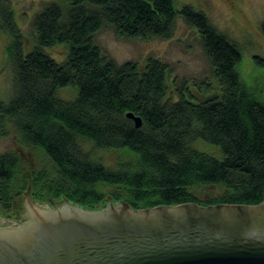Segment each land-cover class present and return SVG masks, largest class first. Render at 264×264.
<instances>
[{"label": "trees", "instance_id": "trees-1", "mask_svg": "<svg viewBox=\"0 0 264 264\" xmlns=\"http://www.w3.org/2000/svg\"><path fill=\"white\" fill-rule=\"evenodd\" d=\"M7 0H0V33L10 37L6 62L11 96L0 101V135L13 128L18 148L0 153V206L17 217L22 196L95 210L126 201L134 209L195 202L257 204L264 199V102L239 76V45L193 6L174 0H59L33 19L34 44ZM182 17L197 28L221 93L203 100L169 96L170 67L158 57L143 66L118 63L94 40L104 25L117 36L171 37ZM264 26V24H263ZM62 44L61 61L45 48ZM257 62L264 59L255 57ZM75 85L67 100L58 88ZM127 112L140 116L137 127ZM218 144L216 158L197 150L196 139ZM133 151L105 165L99 150ZM35 150L47 162L36 166ZM10 213V214H7Z\"/></svg>", "mask_w": 264, "mask_h": 264}, {"label": "water", "instance_id": "water-1", "mask_svg": "<svg viewBox=\"0 0 264 264\" xmlns=\"http://www.w3.org/2000/svg\"><path fill=\"white\" fill-rule=\"evenodd\" d=\"M23 200L18 217L0 212V264H264V199L95 210Z\"/></svg>", "mask_w": 264, "mask_h": 264}, {"label": "rangeland", "instance_id": "rangeland-1", "mask_svg": "<svg viewBox=\"0 0 264 264\" xmlns=\"http://www.w3.org/2000/svg\"><path fill=\"white\" fill-rule=\"evenodd\" d=\"M7 1L14 11L16 24L26 38L24 52L27 53L34 44L33 19L36 13L43 10L47 4L59 0ZM186 4L203 11L211 24L239 45V76L264 102V62L256 63L255 59L256 56L264 59V0H174L177 9ZM198 35L197 28L187 26L180 16L175 21L171 37L168 38L128 39L117 36L111 25H104L94 34V40L106 55L118 63L133 60L141 67L148 57L162 59L170 67V98L176 100L179 93H183L188 100L197 101L221 93ZM9 39L8 35L0 33V101L4 103L10 99L12 85V69L5 56ZM45 50L55 61H61L66 52L62 44L47 47ZM57 94L63 99H73L77 94V87H60ZM18 139L19 136L13 128L9 129L6 135H0V153L18 148ZM192 145L216 158L223 157L221 146L218 144L198 138ZM97 154L105 165H114L118 158L128 160L136 156L133 151L123 149L99 150ZM44 162H47L46 158L40 151L35 150V165L39 166ZM25 207L23 203V208ZM0 212L5 213L1 206Z\"/></svg>", "mask_w": 264, "mask_h": 264}, {"label": "flooded vegetation", "instance_id": "flooded-vegetation-1", "mask_svg": "<svg viewBox=\"0 0 264 264\" xmlns=\"http://www.w3.org/2000/svg\"><path fill=\"white\" fill-rule=\"evenodd\" d=\"M25 204V203H24ZM25 209H26V207H25Z\"/></svg>", "mask_w": 264, "mask_h": 264}]
</instances>
